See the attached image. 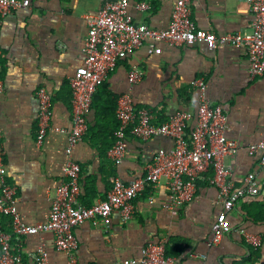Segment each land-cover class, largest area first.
I'll return each mask as SVG.
<instances>
[{
  "label": "crops",
  "instance_id": "crops-1",
  "mask_svg": "<svg viewBox=\"0 0 264 264\" xmlns=\"http://www.w3.org/2000/svg\"><path fill=\"white\" fill-rule=\"evenodd\" d=\"M30 7L0 22V79L5 90L0 97V128L7 181L17 187V209L27 225L49 221L52 199L65 181L68 133L72 128L70 79L84 63L87 37L86 15L96 13L109 0H29ZM148 3L140 11L138 3ZM175 0H130L129 12L137 24L166 29L172 20ZM192 19L199 29L217 36L251 32L253 15L248 0H192ZM161 53L144 44L122 60L98 89L87 115L88 131L77 145L73 159L80 164L79 204L91 207L107 199L117 179L131 183L147 176V168L158 152H170L174 141L156 137L142 141L128 136V154L116 165L109 152L115 146L119 127L118 98L131 92L138 109H149L154 124H164L177 112L194 114L205 98L224 108L228 117L227 136L241 147L224 159L231 169L230 181L241 187L249 173L264 183L261 153L250 155L248 146L264 139V77L252 80L246 50L218 46L210 51L204 44L177 47L159 43ZM133 66L144 72L143 80L131 87L128 74ZM45 87L53 98L51 125L64 133L49 131L42 145L38 136L36 93ZM194 121L192 127L195 126ZM209 171L197 182L193 201L177 215L169 209L170 192L161 183L148 186L135 201L133 219L124 224L118 213L109 219L110 228L86 222L75 229L79 242V264H138L142 249L165 243L170 257L181 264H264V241L260 249L246 244L240 230L264 240V195L242 200L228 214L234 231L217 244L212 226L223 211L219 188ZM11 221L0 216V229L11 232ZM45 247L50 264H67L57 251L55 237L42 232L24 238V264ZM196 253L201 258H190Z\"/></svg>",
  "mask_w": 264,
  "mask_h": 264
},
{
  "label": "built area",
  "instance_id": "built-area-1",
  "mask_svg": "<svg viewBox=\"0 0 264 264\" xmlns=\"http://www.w3.org/2000/svg\"><path fill=\"white\" fill-rule=\"evenodd\" d=\"M251 5L253 23L248 34L235 33L217 36L215 33L199 29L192 19V0H175L172 20L166 29H154L145 24H137L129 12L130 0H109L93 14L86 15L87 37L83 45L84 63L70 79L72 90V128L68 133L67 161L63 167L65 181L60 184L52 199L49 221L41 225H27L17 209V187L7 181L4 158V137L0 128V216L11 221V232L0 229V264H24V238L51 232L55 237L57 251L64 253L67 264H79V242L75 229L86 222L103 224L107 229L110 217L118 213L124 224L135 214V201L143 195L148 186L161 183L167 185L169 209L174 215L191 203L197 190V182L209 171L214 173L213 184L219 188L223 211L212 226V242L234 231L228 218L237 204L247 198L264 195V183L257 173H249L236 187L230 181L231 169L224 159L234 155L240 145L227 136L228 117L224 108L214 106L205 98L206 85L202 80L192 85L200 88L202 103L197 113L177 112L164 124H154L149 109H138L131 92L118 98L116 118L119 127L115 133V146L109 152L116 165L122 163L128 154L129 137L142 141L156 137L173 139L174 148L170 152H158L147 168V176L131 183L117 179L107 199L91 207L79 204L82 168L73 159V153L88 131L87 115L92 108L98 89L107 80L109 73L124 59L133 55L144 44H149L156 53H161L159 43L177 47H195L204 44L215 51L218 46H230L246 50L249 61V76L252 80L264 77V0H248ZM29 0H0V22L14 12L28 9ZM140 11H148V3L136 5ZM144 72L133 66L128 74L131 87L140 83ZM4 82L0 79V97L4 93ZM38 101V136L42 145L49 131L64 133L51 125L53 98L45 87L36 93ZM195 126L192 127V123ZM249 154L261 153L264 167V139L248 146ZM246 244L254 249L263 246L260 236L240 230ZM190 258H201L190 253ZM34 264H50L49 254L41 246L33 256ZM181 257L167 255L165 243L149 244L141 251L138 264H181ZM125 264H134L126 261Z\"/></svg>",
  "mask_w": 264,
  "mask_h": 264
},
{
  "label": "trees",
  "instance_id": "trees-1",
  "mask_svg": "<svg viewBox=\"0 0 264 264\" xmlns=\"http://www.w3.org/2000/svg\"><path fill=\"white\" fill-rule=\"evenodd\" d=\"M264 241V240H263ZM167 255L169 256V252H168V250H167Z\"/></svg>",
  "mask_w": 264,
  "mask_h": 264
}]
</instances>
